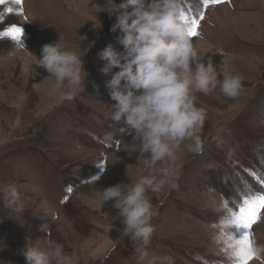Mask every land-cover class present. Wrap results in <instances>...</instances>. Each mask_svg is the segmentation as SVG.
<instances>
[{
  "label": "rangeland",
  "instance_id": "obj_1",
  "mask_svg": "<svg viewBox=\"0 0 264 264\" xmlns=\"http://www.w3.org/2000/svg\"><path fill=\"white\" fill-rule=\"evenodd\" d=\"M182 7L189 18L203 13L192 36L201 56L220 79L241 76L243 88L235 98L219 88L196 94L206 112L201 146L189 151L185 141L175 187L148 193L156 212L149 251L169 264H230L224 230L214 226L223 201L238 203L244 184L259 191L253 173L264 176V0H182ZM97 10L96 0L0 4V32L23 29L19 41L0 36V184L15 182L25 210L0 206V264H26L22 250L47 235L76 264H136L139 242L123 235L117 210L94 203L102 188L149 171L131 150V130L110 119L115 101L97 52L109 43L123 49L119 30L110 31L115 16ZM59 37L84 57L88 76L82 93L56 106L55 78L37 63L42 45ZM259 216L251 238L264 248V210ZM249 264H264V252Z\"/></svg>",
  "mask_w": 264,
  "mask_h": 264
},
{
  "label": "clouds",
  "instance_id": "obj_2",
  "mask_svg": "<svg viewBox=\"0 0 264 264\" xmlns=\"http://www.w3.org/2000/svg\"><path fill=\"white\" fill-rule=\"evenodd\" d=\"M96 4L97 14L115 16L110 31L119 30L116 39L123 49L109 43L97 52L105 62L101 73L110 76L105 86L115 101L110 119L131 130L136 141L131 150L149 171L135 182L102 188L94 203L103 207L111 202L117 210L123 235L139 242L136 264H169V257L149 251L156 212L148 193L175 187L176 153L185 141H191L186 145L189 151L200 149L206 112L196 105V94L219 88L224 96L235 98L243 80L237 74L220 79L213 60L201 56L189 34L190 24L182 19V0H96ZM37 66L55 78L51 90L56 106L84 91L88 76L84 57L60 37L42 45ZM0 206L25 211L15 182L0 184ZM262 252L264 248L255 247L257 256ZM22 255L26 264H76L49 235L28 243Z\"/></svg>",
  "mask_w": 264,
  "mask_h": 264
},
{
  "label": "snow or ice",
  "instance_id": "obj_3",
  "mask_svg": "<svg viewBox=\"0 0 264 264\" xmlns=\"http://www.w3.org/2000/svg\"><path fill=\"white\" fill-rule=\"evenodd\" d=\"M221 0H203V5L207 6L211 3H219ZM5 0H0V4H4ZM16 4H22V0H14ZM7 11L11 13L12 8ZM182 19L190 24L189 34L196 36L197 28L200 20L203 19V13L198 16L188 17L183 10ZM23 34V29L19 25H10L4 32H0V36H11L19 41ZM260 185V190H254L250 185L244 184L242 189L237 193L239 202L227 199L223 201V215L218 218L219 223L214 225L223 229L222 236L225 237L224 242L227 245L230 264H249V261L258 256L255 254L254 240L251 238L252 226L260 218L259 214L264 210V176L253 173ZM68 192L72 188L67 189ZM230 203L232 206H230ZM221 239V237H217Z\"/></svg>",
  "mask_w": 264,
  "mask_h": 264
},
{
  "label": "trees",
  "instance_id": "obj_4",
  "mask_svg": "<svg viewBox=\"0 0 264 264\" xmlns=\"http://www.w3.org/2000/svg\"><path fill=\"white\" fill-rule=\"evenodd\" d=\"M187 14V13H186ZM193 16H194V13H193Z\"/></svg>",
  "mask_w": 264,
  "mask_h": 264
}]
</instances>
